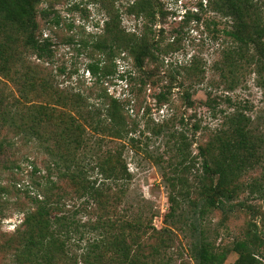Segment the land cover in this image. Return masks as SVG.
<instances>
[{
  "label": "rangeland",
  "instance_id": "obj_1",
  "mask_svg": "<svg viewBox=\"0 0 264 264\" xmlns=\"http://www.w3.org/2000/svg\"><path fill=\"white\" fill-rule=\"evenodd\" d=\"M133 1L41 0L36 5L37 37L51 41L52 56L38 59L31 50L21 47L9 76L0 72V264H15L14 247L24 213L35 208L36 199H43L49 181L69 190L68 180L59 178L54 170L50 153L51 148L62 144L61 139L55 142L54 133L66 115L63 112L67 113L58 103L59 95L78 91L90 94L89 102L96 103L99 100L91 92L104 89L114 98L131 99L125 106V115L128 122L137 124L132 133L136 146L150 141L146 138L148 127L157 124L187 133L192 142L191 154L197 156L195 167L185 174L192 199L198 197L195 191L203 178L198 147L210 142L217 131L226 130L233 114H243L257 162L239 179L244 188L233 194L225 210L212 208L201 222L208 240L218 250L250 240L256 244L258 258L264 261V195L250 193L246 188L254 180H264V91L259 85L262 76L245 62L229 71L224 53L235 44L223 30L230 23L210 10L206 0H153L157 12L153 20L128 13ZM254 1L264 8V0ZM107 9L115 15L118 27L127 32L138 34L144 27L150 28V38L159 48L154 50L153 59L146 61L148 77H142L128 53L107 56L95 45L105 29ZM196 9L199 21L190 18ZM43 10L52 17L57 15L58 25L42 18ZM90 66L98 70L96 74ZM187 93L192 105L186 101ZM159 97L165 99L160 101ZM39 107L34 126L42 135L40 139L28 129L31 114ZM194 125L198 130L192 129ZM93 140L101 145L99 153L108 147L124 152L131 177L125 198L116 204L119 214L130 205L126 211L129 219L141 215L156 228L166 225L173 238L171 244L184 250L190 242L183 217L189 204L177 209L178 220L169 219L170 190L153 162L140 149H132L127 140L105 133H93ZM156 140L153 138V146L159 145ZM90 174L99 179L96 171ZM75 202L81 204L80 199ZM67 215L80 221L96 217L74 211ZM237 257V253L230 252L224 264H233ZM180 258L173 264H180ZM183 259L192 264L186 251Z\"/></svg>",
  "mask_w": 264,
  "mask_h": 264
},
{
  "label": "trees",
  "instance_id": "obj_2",
  "mask_svg": "<svg viewBox=\"0 0 264 264\" xmlns=\"http://www.w3.org/2000/svg\"><path fill=\"white\" fill-rule=\"evenodd\" d=\"M40 1L0 0V72L6 76L11 64L19 60L21 47L31 50L38 59L53 54L51 41L37 37L36 5ZM206 2L210 10L229 20L230 25L223 30L235 44L224 53L229 71L242 62L253 65L263 78L259 85L264 91V8L254 0ZM155 7L153 0H134L128 6V13L153 20L157 13ZM42 12V18L53 26L58 25L57 15L52 17L47 10ZM191 15V20H200L197 9ZM107 16L105 29L95 43L97 48L107 56L115 52L128 53L142 77H148L146 61L153 59L154 50L159 48L150 38V28L146 26L138 34L127 32L118 27L109 9ZM89 69L93 74L98 71L94 66ZM91 95L99 101L91 103L90 94L78 91L59 95L58 103L67 113L63 112L66 115L61 117L59 130L54 133L55 142L61 139L62 144L51 148L50 153L54 157V170L59 178L68 180L69 190L49 181L43 199H36L35 208L24 213L19 240L14 247L15 264H173L180 257V264H189L182 260L184 251L192 264H224L230 252L238 254L233 264H264L258 258L256 244L250 240H240L229 249L218 250L208 240L201 222L212 208L225 210L233 194L244 188L239 179L257 162L255 144L243 114H233L226 130L217 131L210 142L198 147L203 178L195 191L198 197L192 199L185 174L195 167L197 156L191 154L192 142L187 133L157 124L148 127L146 138L150 141L136 146L137 139L132 133L137 124L128 122L125 115V106L131 99L114 98L106 89L91 92ZM190 98L187 93L186 101L192 105ZM39 109L32 112L28 128L38 139L42 135L34 123L38 122ZM198 128L192 126L195 131ZM93 133L127 140L132 149H140L153 162L170 190L169 219L178 220L175 218L177 209L184 203L189 204V211L183 217L190 242L184 250L171 244L173 238L166 225L156 228L141 215L129 219L126 211L130 205L119 214L116 204L125 198L131 177L124 152L108 147L99 153L101 145L93 140ZM153 138L159 145L153 146ZM91 171H96L99 179L90 174ZM246 188L250 193L264 195V180H254L246 184ZM79 199L81 204H76ZM69 211L96 217L87 221L73 220L67 215ZM164 223H167V214Z\"/></svg>",
  "mask_w": 264,
  "mask_h": 264
}]
</instances>
